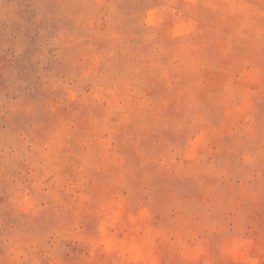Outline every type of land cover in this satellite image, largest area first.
I'll use <instances>...</instances> for the list:
<instances>
[{"label":"rangeland","instance_id":"374dc122","mask_svg":"<svg viewBox=\"0 0 264 264\" xmlns=\"http://www.w3.org/2000/svg\"><path fill=\"white\" fill-rule=\"evenodd\" d=\"M0 264H264V0H0Z\"/></svg>","mask_w":264,"mask_h":264}]
</instances>
